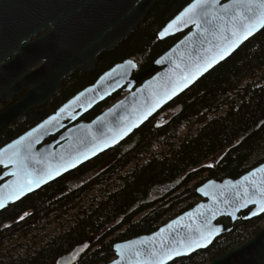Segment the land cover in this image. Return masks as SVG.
<instances>
[{
	"label": "water",
	"instance_id": "obj_1",
	"mask_svg": "<svg viewBox=\"0 0 264 264\" xmlns=\"http://www.w3.org/2000/svg\"><path fill=\"white\" fill-rule=\"evenodd\" d=\"M161 0H0V132L48 105L64 80L90 73ZM195 5V7H193ZM264 0H194L159 33L181 39L148 69L115 65L40 124L0 149V213L125 142L150 119L264 31ZM252 27L248 34V28ZM123 91L90 123L80 121ZM200 202L151 235L114 247L109 264H171L207 250L240 220L264 215V163L238 179L211 180ZM80 254L57 264H75ZM210 264H264V229Z\"/></svg>",
	"mask_w": 264,
	"mask_h": 264
},
{
	"label": "trees",
	"instance_id": "obj_2",
	"mask_svg": "<svg viewBox=\"0 0 264 264\" xmlns=\"http://www.w3.org/2000/svg\"><path fill=\"white\" fill-rule=\"evenodd\" d=\"M193 1H159L126 41L99 56L93 71H75L48 105L2 130L0 149L115 65L130 60L139 72L148 69L186 36L158 37ZM124 96L117 93L80 121L91 122ZM18 100L0 105V113ZM217 157L215 165L206 166ZM263 163L264 31L125 142L2 211L0 264H56L74 252L80 254L75 264H109L116 244L151 235L198 204L197 189L206 182L238 179ZM55 226H61L59 233L40 242V235ZM263 229L264 215L240 220L207 250L171 264H210Z\"/></svg>",
	"mask_w": 264,
	"mask_h": 264
},
{
	"label": "rangeland",
	"instance_id": "obj_3",
	"mask_svg": "<svg viewBox=\"0 0 264 264\" xmlns=\"http://www.w3.org/2000/svg\"><path fill=\"white\" fill-rule=\"evenodd\" d=\"M126 96V94H125ZM124 96V97H125ZM171 115V114H170ZM186 132V131H185ZM185 132L183 133V135L185 134ZM182 135V136H183ZM219 157L217 158H214L213 160H210L209 162L206 163V166H212V165H215L218 161ZM177 213H179V210L177 211ZM64 224V223H63ZM61 230V226H55V227H52L48 230H46L44 233H42L39 237V241L40 242H44L46 240L47 237L51 236V235H55L57 233H59V231ZM57 264V262H56Z\"/></svg>",
	"mask_w": 264,
	"mask_h": 264
},
{
	"label": "snow or ice",
	"instance_id": "obj_4",
	"mask_svg": "<svg viewBox=\"0 0 264 264\" xmlns=\"http://www.w3.org/2000/svg\"><path fill=\"white\" fill-rule=\"evenodd\" d=\"M193 7H195V5H194ZM259 22L264 23V15H262V16L260 17ZM251 30H252V27H249L248 30H247V31H248V34L251 33ZM128 64L131 65L132 62L129 61ZM261 211H264V205L261 206Z\"/></svg>",
	"mask_w": 264,
	"mask_h": 264
},
{
	"label": "flooded vegetation",
	"instance_id": "obj_5",
	"mask_svg": "<svg viewBox=\"0 0 264 264\" xmlns=\"http://www.w3.org/2000/svg\"><path fill=\"white\" fill-rule=\"evenodd\" d=\"M110 107H111V106H110ZM110 107H109V108H110ZM107 109H108V108H107ZM107 109H106V110H107ZM96 118H97V117H96ZM96 118H95V119H96ZM92 121H93V120H92ZM92 121H91V122H92ZM82 122H83V121H82ZM86 123H90V122H86Z\"/></svg>",
	"mask_w": 264,
	"mask_h": 264
},
{
	"label": "bare ground",
	"instance_id": "obj_6",
	"mask_svg": "<svg viewBox=\"0 0 264 264\" xmlns=\"http://www.w3.org/2000/svg\"><path fill=\"white\" fill-rule=\"evenodd\" d=\"M211 246H212V245H211ZM211 246H210V247H211ZM210 247H209V248H210Z\"/></svg>",
	"mask_w": 264,
	"mask_h": 264
}]
</instances>
